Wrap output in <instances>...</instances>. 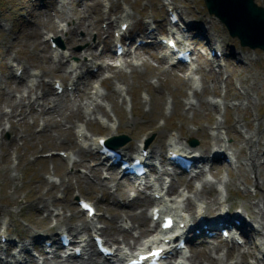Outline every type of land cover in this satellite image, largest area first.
Returning a JSON list of instances; mask_svg holds the SVG:
<instances>
[{"label": "rangeland", "instance_id": "374dc122", "mask_svg": "<svg viewBox=\"0 0 264 264\" xmlns=\"http://www.w3.org/2000/svg\"><path fill=\"white\" fill-rule=\"evenodd\" d=\"M162 3L161 0H98V5H96V0H65L64 8L61 10L66 16L73 18L61 21L56 16L59 10L57 0H0V115L3 116L0 118V233L5 230L8 241L19 242L29 236L44 233L56 239V234L64 229L69 230L71 226H80V221L86 218L85 214L79 212L76 201H74L76 197L90 200L95 205L99 216L93 221V226H91L93 230L101 229L110 234L115 233L113 232L115 230L110 228L111 226H120V220H117L115 224L114 222L110 224L111 221L108 223L111 217L106 212L113 215L117 211H129L120 206L123 205L122 200L131 195L125 194L124 196L121 191L115 192L113 183L106 182V188L101 189L102 179L109 178L110 173H102L99 177L100 172L94 173L88 169L89 167L95 169L97 160L92 159L85 165L83 160L86 155L82 157L77 155L78 145H76L74 135L76 128L82 127L88 138L97 134L109 137L117 129L118 136L125 135L129 138V142L125 145L127 147L135 146L137 143L135 141L145 140V137H148L147 140H151L149 145H157L158 149L162 150L167 136L177 137L176 130L178 131L180 127L182 131L196 132L206 129L207 133H212L210 129L214 130V123L223 122L222 111L210 110L206 104L208 101L213 102L216 98L227 108L225 117L228 118V122L224 127L231 126L233 120H241V117L247 120L251 119L255 113H264L263 52L240 47L236 39H231L224 26L213 16L208 15L202 0H173L174 8L184 21L195 22L196 27L193 28V34L198 35L197 30L203 32V36L195 38L199 40L195 51L201 55L206 52L208 56L209 49L218 46L226 51V58L230 59L233 69H237L234 64L241 61V66L246 67L248 73L243 72L240 74L241 77L236 78L235 75L229 73L230 70L227 67L225 70L220 69L218 76L215 72L206 76V70L203 69V76L191 72L192 81L188 87H183L180 81L186 79L189 74L186 72L188 70L183 67L168 66L165 62L158 63L156 59L162 55V52L157 49L159 46L141 48L134 52L132 48H129L132 56L133 54L139 55L137 59L132 60V67L122 64L124 62L122 59L118 62L112 57L111 34L109 36L106 34L107 23L114 21L113 27H116L118 15L122 14L124 9L129 8L132 15L130 20L133 27L132 35L143 33L144 27L146 28L145 22L153 23L158 30L161 28L164 31L166 30L165 9ZM255 3L264 9V0H255ZM77 14L84 19L88 16V20L93 24L96 22V26L92 24L91 34L82 43L74 42L72 39L67 41L68 34L58 33L56 35L54 28L50 27L62 24L72 28ZM77 33L82 37L86 34L83 29ZM47 35L59 37L64 45V49H61L67 54L72 53L80 58L81 62L89 54L86 50L91 46L94 54L100 55L99 64L116 67L115 71H102L98 78L84 79L81 76L78 81L80 89L86 86L83 91L86 90L90 95L94 92V86L98 87L101 96L96 102L102 112L96 111V115L91 116L90 119L85 116L84 109L82 115L75 114L74 101L78 100L81 106L86 103L83 91L74 95L64 92L67 97L57 98L59 102L55 103L54 108L51 109L52 105L49 103L52 99L48 93L53 94L50 89L51 82L58 79L63 82L64 86L69 83L65 82V76L62 75V68L64 66L67 68V65L63 64L64 66L58 67L57 61L51 60L54 54L49 43L45 42ZM204 38L209 40V43L204 44ZM77 48H81L80 51ZM228 51L233 55L228 54ZM223 59L224 57L220 59L222 61H219L222 65ZM201 60L205 62L206 58L199 56L191 67L197 68L198 64H202ZM11 62L23 64L27 74L30 71H36L41 76L38 80L39 86L35 89V93L41 95L40 98L35 99L33 96V100H30L31 92L25 97L27 94H23V84L18 83L12 77V70L9 68ZM80 71L84 73L85 69L80 66L78 72ZM117 72L119 74L115 75ZM242 78L246 79L244 84L239 81ZM100 79H107L111 88L108 90L105 86H100ZM211 80L214 82L212 83ZM241 86L249 89L252 103L258 104L257 108L251 105L250 101L246 102V100L233 97L234 92L242 91ZM112 89L120 90V95H113ZM194 89L198 96L193 94ZM214 91L215 94H212ZM54 97H60V95L54 94ZM200 100L205 104L199 106L198 101ZM33 101V109L28 108L26 105ZM188 102L194 104L195 111L188 109ZM237 105H240L239 111L228 110L229 106ZM244 107H246L245 110H243ZM42 109L46 112L41 113ZM116 116L119 121L116 120ZM95 117L108 122L110 128L104 130L105 128L97 124ZM69 121H72L73 125L67 124ZM239 126L242 127V133L253 134L255 138H261L264 142V125L258 132L259 134L256 133V123L253 121L251 129H246L241 122ZM67 127H73L71 130L73 135L71 131L64 132ZM111 127H114V130ZM215 131L214 134H224L227 138L226 144L231 145L227 153L235 154L237 161L233 159L236 162L233 168H213L212 172L206 173L205 177L219 186L221 182L236 178L237 182L233 187L235 191L232 194V197L238 198L236 203L245 202L249 205L258 203L264 198L262 151H257L258 158L255 160L260 175L257 174L255 179L260 186L257 191L253 185V174L243 176L238 173V166L244 167L247 151L244 148L245 153L237 152L242 147L238 141L237 132L230 130L231 137H227L224 133L225 128ZM185 137L198 142L195 151L200 153L199 146L203 147L205 137L202 138L200 133L197 135L193 133L191 136L189 134ZM178 143L183 144L185 141L179 140ZM66 151L71 153L70 163L57 156L43 157L49 153ZM87 155L90 159L93 158L91 154ZM73 161L74 165H72ZM166 169L170 174L173 173L169 168ZM211 173L217 174L221 181L218 182ZM74 174L79 177L75 178ZM50 185H53L54 189H51ZM194 185L198 183L195 182ZM49 190L51 194L46 195ZM244 191H248L249 195L245 196ZM255 191L258 194L253 197ZM37 196L43 197L47 202L52 215L63 216L61 225L50 233L45 230L55 221L52 217L51 219L45 218V213H40L41 204L31 203ZM143 208L140 203L135 210L136 214L142 212ZM259 210L260 208L257 207L254 211ZM241 211L245 213L244 210ZM258 220L260 222V219ZM80 234L89 238L91 231H83ZM215 244L216 242L211 246ZM212 256H221L223 263L236 262L234 257L225 258L223 249H220L217 254L212 253ZM0 258L2 264H6L8 257L5 256L2 248H0ZM49 259L52 260V258Z\"/></svg>", "mask_w": 264, "mask_h": 264}, {"label": "bare ground", "instance_id": "6f19581e", "mask_svg": "<svg viewBox=\"0 0 264 264\" xmlns=\"http://www.w3.org/2000/svg\"><path fill=\"white\" fill-rule=\"evenodd\" d=\"M72 1V0H70ZM165 1V0H164ZM58 4H59V10L56 12V16L60 18V20H70L72 19L73 17L71 16H66V14L61 10V8H64V4H65V0H58L57 1ZM96 5H98V0H96ZM166 5H171L170 2L167 1V4ZM126 16L128 17V19L130 20L131 19V12L128 13V11L126 12ZM87 19H84L80 14H77L76 18H75V24L73 25L72 28H68L67 26H63V25H51L50 27L51 28H54V31L55 33H61V32H66V34L69 35V38H67L66 40L67 41H70L71 39L74 40V42H84L86 41V37H88L90 34H91V31L90 29L93 28V25L96 26V22L95 24L91 23L89 20H88V16L86 17ZM99 20V19H97ZM126 22V20L122 21V23H120L118 25V29ZM93 24V25H92ZM189 28H194V26L196 27V24L195 22H193V24H187ZM112 26V23L110 22L109 23V28H111ZM83 29V31L86 33L84 37L82 36H78V33L79 30ZM198 32V35L199 36H203V32L200 30H197ZM150 35H152L153 33H149ZM192 41V40H190ZM204 42L205 44L208 43V40L204 39ZM89 54L86 55V57L88 58H91V60L89 61L87 58V63H83L82 66L87 68L86 69V72H90V74H93V68H96L97 71L94 73L96 74L95 77H99V75H97V72H101L103 71L104 69H102V66H96V64H94L93 60H95V56H94V52L91 50V47H88V49L86 50ZM216 51H220V49H216ZM54 55L57 59V62H58V67H60L62 65V60H65V62L67 64H69V67H67V71H65L64 69H62V72L63 74L66 75V77H68V75H71L73 72L76 73L77 72V69H78V65L79 63H76L73 59L72 56H74L73 54H69L68 56L66 55L65 52H60L58 50L55 49L54 51ZM138 54H133V56L128 52V51H124L121 55H120V58L124 61L122 64H125L127 66H130L132 67L133 64H132V60L133 59H137V57H139V55L137 56ZM59 56V57H58ZM60 58L61 61L58 59ZM152 59H154L153 57H150ZM158 61V63H162L164 62L165 60V57L164 56H161L160 59H156ZM202 64L201 65H197V68H195L193 70V72H196L197 74H199L200 76H203V69L206 70V73L205 75H210L211 72H215V74L218 76L220 74V69L222 68L221 65L219 64V62L215 59H209L204 62V60H201ZM218 62V63H217ZM225 69H227V67L229 68L228 70H230V74L231 75H235L236 78L238 77H241L240 74L245 72V73H248L246 67H243V66H239L240 64L237 63L235 65V67H237V69H233L231 67V63H230V59H225ZM81 64V63H80ZM121 65V64H120ZM144 65V64H143ZM205 65V66H204ZM57 67V68H58ZM115 68L116 67H111V66H108L106 67V69H108L109 71H115ZM224 69V68H223ZM224 69V70H225ZM239 69V70H238ZM189 74L187 75L186 79L184 80H181L180 82L182 83V86L184 87H188L189 84H190V81H192V79L190 78V73H191V69L188 71ZM119 74L118 72L115 74L117 75ZM39 78V76L37 74H32L30 76H28V81L25 82L23 84V88L24 90H27V91H32L33 87L35 86V80L33 78ZM74 78H79L78 75H75L73 76ZM91 77H93V75H91ZM246 78V76H245ZM245 78H242V80H239L242 84L245 83ZM212 83L214 82L213 80H211ZM240 83V84H241ZM241 84V85H242ZM99 85L101 86H105L106 89H110L111 86L108 82L107 79H102V80H99ZM94 92L90 95L88 92L84 91L83 92V95H84V100H86V103L84 106H81L80 102L78 100H75L74 101V107H75V114L77 116L79 115H82V110L84 109V113H85V116L88 117L90 119L91 116L93 115H96V111H100L102 112V109L101 107H99V105L96 103V100L99 98V96H101V93L99 91H97V88L94 86ZM241 92H237L233 94V97H235V99H241V100H246V102L250 101V104L257 108L258 104H256L255 102L252 103V97L249 93V89L247 87H242L241 86ZM112 94L113 95H120V92L119 90L117 89H112L111 90ZM197 91H194V95L195 96H198ZM212 94H215V91L212 92ZM63 97V96H62ZM106 97H108L106 95ZM54 102L58 101L56 98H54ZM83 101V100H82ZM199 102V106H201L202 104H205L204 102ZM53 103V102H52ZM13 104L15 105V102H13ZM210 110H217L218 111L220 110V106L219 104H217L216 102H213L212 104H210L209 102L206 103ZM23 107V106H21ZM20 107V108H21ZM32 105H28V108H31ZM179 107V105H178ZM247 107V106H246ZM246 107L243 108V110L246 109ZM54 108V107H53ZM188 109L191 110L192 112L195 111L194 109V106L189 102L188 103ZM230 110H235V111H239L240 110V105H237V106H231L229 107ZM52 111V110H51ZM222 111H223V118L225 117V108L222 107ZM46 111L42 110L41 113H45ZM0 118H3L2 115H0ZM212 119V118H210ZM255 122L256 123V133H258L260 130H261V127L262 125H264V113H255L254 116L251 117V119H247V120H244V117H241V120H233V124L231 123V126H228V127H224L225 125V119L223 120V122H217V123H214V130L212 131H215V130H220V129H224L225 128V135L228 136V133L230 132V130H236L237 131V137H238V141L239 143L242 145V147L239 148V151H237L239 154L241 153H245L244 148L246 149V159L244 161V167L242 166H238V173L242 174L243 176H247L248 174H253L254 175V188L259 191V183L256 179V176L257 174L259 175V169L257 167V164H256V161L257 158H258V154H257V151H262V154H261V157L263 158L264 157V142L261 140V138H255V136L253 134H246V133H242L241 129L242 127L239 126V123L241 122L243 124V126L246 128V129H251V123ZM67 124H72L73 125V122L72 121H69L67 122ZM87 124V123H86ZM47 127V125L45 126ZM73 129V127H67L64 129V132L65 133H69L71 130ZM77 131H76V135H77V138L78 140L82 141L83 142L87 139L86 138V135L85 133L83 132V129L81 127H78L76 128ZM107 129V127H106ZM4 132V131H3ZM72 133V131H71ZM193 133L195 135L197 134H201L202 137L204 136L205 139L203 142L204 145L203 147L200 146V154H198L200 156V158H202L205 154H212V161L216 163L217 166H221L222 164L220 163V159L222 158L223 156V153L226 152V150L231 146V145H227L226 142H224V138L221 137L219 134H213V135H208L207 132H206V129H200V130H197L196 132H190L189 130H179V133H178V136L175 137L174 139H177L178 141L179 140H186V135H193ZM116 134H118V130L116 129L115 133H111L109 137H113L115 136ZM259 134V133H258ZM73 135V133H72ZM91 141H93L91 139ZM94 142V141H93ZM95 143V142H94ZM140 143L142 144L143 142L140 141ZM78 144V142H77ZM91 146V145H90ZM232 146H233V143H232ZM138 147V146H137ZM128 148V147H126ZM148 151L152 154V155H155L157 154L156 156L159 158L160 162L163 161L162 157H161V154L159 153V149H158V146L157 145H149L148 146ZM158 149V150H156ZM192 149V148H190ZM193 151V149H192ZM89 152V153H88ZM87 154H90V149L89 151H87L86 148H84L83 146H78L77 148V155L79 157H82V155H87ZM235 156V154H230V156ZM225 156V155H224ZM69 155L67 156V161H69ZM226 158V157H225ZM89 161H92V159H90L89 156H85L84 157V164L87 165V162ZM74 164V162H73ZM84 166V165H83ZM237 168V167H236ZM88 169H90L91 171H93L94 173H98L100 172V164L98 163L96 165V168L93 169L92 167H89ZM224 169H227L226 166H224ZM204 173V172H202ZM200 173V176H202L203 174ZM162 175H168V172L166 170H164L160 176L157 177V180L158 179H162ZM260 176V175H259ZM74 177L77 178L79 177L77 174H74ZM214 177L217 179L218 182L221 181L220 178H218L217 175H214ZM111 182L114 183V186L117 187L118 186V182H116L115 179H111ZM237 182V179L236 178H233V179H230L229 181H224L223 183L221 182L222 184V187L225 189V192H226V195L225 196H221L219 197V194H211L213 191H215V188L214 186L216 185L214 182H211L210 180H208L207 178L203 177V178H200V181L198 182L199 185L198 186H193L189 183L187 184H184V190H188L190 193H191V197H185V195H178L182 200H180L182 203H183V200L185 199V203L182 205L183 208L188 211L190 214L188 215L189 218L191 217L193 219V216L191 215L192 212L194 213L195 209L196 211L199 212V217L200 216H203L204 219L208 218V216H210V214L214 213L215 211H218L217 214H220L221 213V210L223 212H225L227 210V212H229V210L231 209H234L236 208L237 210H244V212L246 213L247 217L250 219L251 223H253V227H255L257 229V234L255 236H258L259 238L255 241L253 240V237L248 234V230L246 228H248V225H246L247 221L245 220V218H243V216H239V215H235L233 214V218L235 216V219H240L241 221V226H240V229L243 231V233L245 234V237L248 238V245H244L246 246V248H239L237 246H235L233 243L230 242V245H232L231 247H227V249L225 250V253H224V256L225 258H232L234 257L236 259V262L234 263H231V264H244L246 260L250 259V260H253L254 261V264H264V198L263 199H260L258 201V203H254V205H249L247 203H242L241 204H238L236 203L237 202V199L235 197H232V193L235 191L233 189V187L236 185ZM101 183V182H100ZM106 182H104L102 180V188L103 189L104 187L106 188V185H105ZM262 184H264V181L262 180ZM50 188L51 189H54V186L53 185H50ZM133 190H137V188L135 186H132L131 187ZM258 188V189H257ZM108 189V188H107ZM174 186L170 185L169 188H168V191L169 192H172L174 190ZM51 190H49L46 195L48 194H51L50 192ZM104 191V190H103ZM102 191V193H103ZM255 191V193L253 194V197H256L258 192ZM107 192V191H106ZM155 193H158V194H161L162 191H159V192H155ZM109 194V193H108ZM244 195L245 196H248L249 195V192L248 191H244ZM185 197V198H184ZM178 200V199H177ZM149 203L150 202V197L146 196L145 197V200H144V203ZM33 204H41L42 207L39 208L40 210V213H45V218L47 219H51V217L53 218V220L55 221V223L53 225H50V227H48L45 231L46 232H51L52 230H55V228H58L59 225H61V221H63V216L59 215V214H56V215H52L51 211L48 209V204L47 202L43 199V197H40V196H37L33 202H31ZM132 203H134L132 201ZM57 204V203H56ZM61 204H63L61 202ZM180 203H177V202H174L172 205H171V208H176V206L178 207ZM63 206V205H62ZM134 206V205H132ZM181 206V207H182ZM260 208V210L257 212H255V208ZM221 209V210H219ZM37 211V210H36ZM240 212V211H239ZM59 213V212H57ZM226 215V214H225ZM243 215V213H242ZM122 216H125L124 220H122V223L123 225L127 226V223H130L132 225H135L136 228L132 229V228H128L127 230H121L120 228L118 227H114L113 230H115V233H113L112 235H108V240L115 243V244H118V251H123L122 249H119L120 248V242L118 240V236L121 237L123 244H124V247L126 248H129V249H133L135 248L136 244H137V239L135 237L132 236V232L134 231H137L139 232V236H143L147 231V229L145 231H143L142 228H145L147 227V223H148V220H147V216L145 214V210H143L142 212H140V214H135L134 212L132 211H117L114 213L113 217H112V221L113 220H121V217ZM233 218L231 219V221L233 220ZM226 219H227V222H229L230 218L228 216H226ZM260 219V222L259 220ZM255 224V225H254ZM89 229V221H82L81 222V225L80 226H76V227H72V229H70V232L73 234V237L76 238V236L78 235V233H80L81 230H87ZM80 230V231H79ZM150 232L153 231V229H149ZM248 234V235H247ZM31 240L33 239L32 237H30ZM37 245V244H35ZM221 245L219 244H216L213 248H212V251L216 254L218 251H220L221 249ZM259 249V250H258ZM23 250V246H21V249L19 250V253L22 252ZM259 251V252H257ZM5 252L7 253L8 252V246L5 247ZM181 255L183 257H181L180 259V262L181 264L184 263V260L182 258H186L184 257V254L181 253ZM259 255H262L259 256ZM94 256V253L90 252V258L86 261H83V260H80V259H75L73 256H67L66 258H56L55 256L52 257V260L51 259H47V260H42V262H37L35 260H28L27 264H108L107 262L108 261H105L103 260L102 262H98L96 260H92ZM189 259H191V261L193 262V264H222V258L220 256H215L213 257L211 253H209V251L207 250H204L202 253H201V257L199 256V251L198 252H195V254L190 257ZM188 259V260H189ZM239 260V262H238ZM21 263V262H20ZM0 264L1 261H0ZM223 264H227V263H223Z\"/></svg>", "mask_w": 264, "mask_h": 264}, {"label": "water", "instance_id": "95a60500", "mask_svg": "<svg viewBox=\"0 0 264 264\" xmlns=\"http://www.w3.org/2000/svg\"><path fill=\"white\" fill-rule=\"evenodd\" d=\"M209 14L224 23L241 46L264 51V10L254 0H204ZM112 146L111 143H108Z\"/></svg>", "mask_w": 264, "mask_h": 264}]
</instances>
